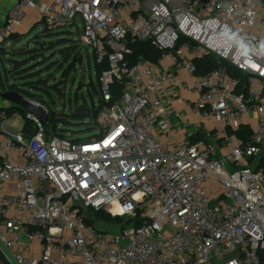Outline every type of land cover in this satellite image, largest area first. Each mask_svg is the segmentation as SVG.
<instances>
[{
  "label": "built area",
  "instance_id": "1",
  "mask_svg": "<svg viewBox=\"0 0 264 264\" xmlns=\"http://www.w3.org/2000/svg\"><path fill=\"white\" fill-rule=\"evenodd\" d=\"M0 7L1 49L36 26L78 28L80 18L83 48L108 63L97 76V134L49 133L51 110L29 97L43 107L27 112L35 133H12L0 107V246L13 264H264V0ZM146 40L162 51L159 63L129 58ZM207 54L246 75V92L226 65L196 74L195 59ZM181 85L196 93L193 111L217 123L205 139L176 138L170 117ZM240 128L250 135L237 137ZM87 209L132 223L100 230Z\"/></svg>",
  "mask_w": 264,
  "mask_h": 264
},
{
  "label": "rangeland",
  "instance_id": "2",
  "mask_svg": "<svg viewBox=\"0 0 264 264\" xmlns=\"http://www.w3.org/2000/svg\"><path fill=\"white\" fill-rule=\"evenodd\" d=\"M0 20L2 22V18ZM77 25L78 28L68 27L63 29H46L45 25L36 26L29 31L28 35L22 37L20 42H18L19 40H8L5 49L10 52L11 50H22L28 47L32 51L41 48L43 54L47 57L40 56L35 60L33 64H37V67L32 70L35 72L41 71L40 75H37L34 79L46 82L42 87L46 91L26 88L30 89V92L34 95H41L51 112L57 114L59 117L58 130L65 131L71 137L84 139L89 135L99 133L93 112L94 108L98 106L100 97L97 95L99 83L95 54L90 47L83 48L79 40L83 29V22L80 18L77 19ZM1 48L2 46H0ZM70 48L72 52L74 49L79 48L83 54L82 62L77 61L78 63L72 71L68 70L71 62L68 60L72 58L75 52L68 57ZM5 49L3 50L5 51ZM1 56L4 58L1 59ZM28 56L30 55L27 54ZM9 57L10 55L7 53H0L1 71L6 68L3 67V64L9 66ZM2 73L4 72L2 71ZM11 81L14 82L12 78ZM22 83L24 84L26 81L22 80ZM76 103L84 104L88 108L87 117L78 119L74 116ZM7 128L12 133L17 132L15 128L10 127L9 123ZM227 166L232 168L229 163ZM96 224L104 228H110L109 230L112 232H119V228H115V225L103 224L102 219L97 218Z\"/></svg>",
  "mask_w": 264,
  "mask_h": 264
},
{
  "label": "trees",
  "instance_id": "3",
  "mask_svg": "<svg viewBox=\"0 0 264 264\" xmlns=\"http://www.w3.org/2000/svg\"><path fill=\"white\" fill-rule=\"evenodd\" d=\"M46 29H48V28H46ZM19 38L20 37L14 36V37H11L10 40H18ZM36 41H38V40H36ZM131 48L133 50V54L130 55L129 58L132 61H134L138 58H144V59L150 60L152 62L159 63L161 60L162 51L159 50L157 47H155L151 40L136 42V43L131 45ZM29 49L30 48L28 47V48H26V49L24 48L22 50H14V51L11 50L10 52H7L6 49H5V51L3 49H0V53H3V54L7 53L8 55H10V57H9V61H10L9 64L10 65L5 66V64H3V67H6V68L2 69V71L4 73H2L1 68H0V89H2V90H7V89L17 90V91L22 92L25 95V97L38 99V100H41L42 102L45 103V101L43 100L41 95L37 96V95L32 94L30 92V89L33 88L35 90L46 91V90L42 89L43 85L46 82H43L42 80H35L34 79L37 75H40L41 71L35 72L32 69L37 67V64H35V63L33 64V62L35 60H37L40 56H42L44 58H46L47 56L45 54H43L41 48L34 49L33 51L29 50ZM44 50H46V49H44ZM68 51H69L68 57H70L72 55V53L75 52L72 55V58L71 59L69 58L70 60H68V61H71L70 67L68 68V70L72 71V69H74L76 67V65L78 63L77 61H79V56L81 54V51L79 48L76 50L74 49L73 52H72V49L70 48ZM27 54H29L30 56L27 57ZM3 58L4 57L1 56V59H3ZM194 62L196 65V74H198V75L205 74V73L211 71L212 69H216V68L220 67V65H226L229 74L234 76V77H237L241 81V86L238 89V92H246V88L248 86L247 81H246V75H244L242 72H240L233 65H231L229 63H225L222 59H220L216 55L207 54L201 58L195 59ZM107 68H108V63H106V62L103 65H96L97 76H99L102 73V71L107 69ZM11 78H12V80H14V82L11 81ZM22 80L26 81V83L23 84ZM17 81H20V82L18 83ZM26 87H29L30 89H28ZM7 111H8L9 117H12L16 113H19L22 116L23 122H24L23 127H22V132L26 136H30V135H33L35 133V128H34L35 123L33 120H31L27 117V112L24 109L12 105L10 107H7ZM75 117L78 119L82 118V117H78V116H75ZM58 123H59V117L57 116V114L55 112H51L49 119H48L49 133L57 134V135L63 136V137L69 136L66 134L65 131L58 130V127H57ZM51 125H52L53 129L51 128ZM250 133H251V131L249 129L244 130L243 128H240L239 130L235 131L236 136L242 137V138H246V136L250 135ZM205 137L206 136H204V135L201 137H197V135L193 134L189 138V140H190V142H194L197 139H205ZM259 167H264V153L260 157ZM84 214H85L86 222L94 225L95 227H97L100 230H109L110 228H104V227L98 226L96 224L97 218L100 220L102 219L103 224L108 223L111 225H115V228H121L125 225H129L132 223V221L128 218H123L120 216L113 217L112 215L107 213L105 210L87 209L84 212Z\"/></svg>",
  "mask_w": 264,
  "mask_h": 264
},
{
  "label": "crops",
  "instance_id": "4",
  "mask_svg": "<svg viewBox=\"0 0 264 264\" xmlns=\"http://www.w3.org/2000/svg\"><path fill=\"white\" fill-rule=\"evenodd\" d=\"M6 11L4 7H0V24L5 20ZM33 18L34 12L30 13ZM20 41V40H19ZM182 76H187L186 73L180 71ZM174 106L173 115L171 118L172 128L176 132V138L182 142H189V138L192 134L197 135V137L205 136L207 131L212 130L217 123L211 118H204L201 114H197L193 111L194 100L196 98V93L188 90L185 86L181 85L176 94L174 95ZM11 103L0 98V107H10ZM10 127H13L18 132L22 129L23 118L19 113L14 114L9 119ZM201 134V135H200ZM200 135V136H199ZM8 188L11 186L8 185Z\"/></svg>",
  "mask_w": 264,
  "mask_h": 264
},
{
  "label": "water",
  "instance_id": "5",
  "mask_svg": "<svg viewBox=\"0 0 264 264\" xmlns=\"http://www.w3.org/2000/svg\"><path fill=\"white\" fill-rule=\"evenodd\" d=\"M83 57L79 56V61L82 62ZM10 65V64H9ZM0 98L5 101H8L14 106L24 109L28 113H34L38 115V111H43V107H36L34 106L26 97L25 95L17 90L7 89L2 90L0 89ZM74 116L85 118L87 117V109L84 104H75L74 107ZM46 118L42 119V122H45ZM0 264H13L12 261L8 258L2 247L0 246Z\"/></svg>",
  "mask_w": 264,
  "mask_h": 264
}]
</instances>
